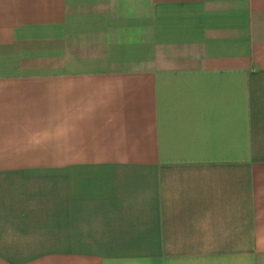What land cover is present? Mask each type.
I'll return each instance as SVG.
<instances>
[{"label":"crops","instance_id":"crops-1","mask_svg":"<svg viewBox=\"0 0 264 264\" xmlns=\"http://www.w3.org/2000/svg\"><path fill=\"white\" fill-rule=\"evenodd\" d=\"M0 264H264V0H0Z\"/></svg>","mask_w":264,"mask_h":264}]
</instances>
